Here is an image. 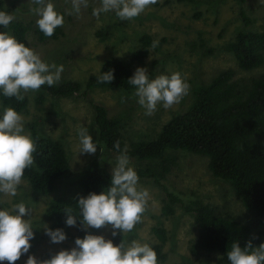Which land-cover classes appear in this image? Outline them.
Here are the masks:
<instances>
[{
    "label": "rangeland",
    "instance_id": "374dc122",
    "mask_svg": "<svg viewBox=\"0 0 264 264\" xmlns=\"http://www.w3.org/2000/svg\"><path fill=\"white\" fill-rule=\"evenodd\" d=\"M2 1L16 20L27 26L36 25L38 17L29 11L33 7L31 0ZM50 2L64 17L61 27L63 36L58 40L40 43L33 30H30L27 40L43 62L63 65L58 83L77 81L81 84V91L68 98H52L40 89L28 91L23 93L28 99L27 107L19 114L24 118V134L32 139L31 125H35L43 135L65 147L69 158L70 178H75L92 159L98 160L110 174L117 163L119 154L108 150L98 140L92 105L104 107L109 118L121 121L124 145L129 148L133 142L155 139L167 121L190 106L194 87L208 83L221 71L231 69L236 78L242 79L264 74V64L250 71H241L233 55L226 50V46L233 42L240 31H264V0H245L242 3L236 0H158L138 17L128 21H121L115 11L101 13L97 20L92 13L101 6L100 0H88L87 8L81 7L79 14L71 15L68 14L71 0ZM242 11L251 20V25L247 28L240 16ZM2 32L11 35L7 29H0V33ZM144 35L149 36L152 41H159V44L155 49L150 46L143 60L132 65V75L137 68H146L150 80L159 75L170 76L179 72L190 85L188 95L179 104L167 109L158 104L151 116L144 114L145 110L137 103L138 97L132 95L135 90H86L88 78L97 74L105 61L116 58L129 62L133 53L140 49V39ZM82 93L85 97L81 96ZM4 109L0 98V118ZM80 126L88 128L93 143L97 144L95 154L78 153ZM171 155L175 158V165L164 181L170 191L178 194L185 203L197 199L214 208L218 214L229 215L240 224L249 226L253 235H259L255 214L243 207L227 182L211 175L207 158L184 151H174ZM136 165L129 160V167L134 171ZM67 188L64 185L62 190ZM138 188L146 189L149 198L142 222L132 232L122 234L120 230H115L117 235L113 237L111 226L89 228L85 232L76 226L65 225L61 230L67 238L59 244L51 243L45 234V225L49 229L52 224L45 217V210L57 198L58 191L47 195L33 193L27 181L23 180L16 197L0 194V210L12 211L13 204L20 202L30 210L22 219L31 224L34 239L30 241L29 252L22 255L15 264H26L29 255L41 261L49 259L60 250L75 247V239H83L86 234L103 236L106 240H112L114 246L122 241L125 246H130L132 241H137L151 247L157 243L152 232L156 226L165 229L167 235L162 250L165 258L157 264H217L220 257L217 252H192L197 226L190 214L177 206L173 216L163 217V190L145 179H139ZM258 238L260 245L264 244V233ZM2 264L8 262L4 261Z\"/></svg>",
    "mask_w": 264,
    "mask_h": 264
},
{
    "label": "trees",
    "instance_id": "16d2710c",
    "mask_svg": "<svg viewBox=\"0 0 264 264\" xmlns=\"http://www.w3.org/2000/svg\"><path fill=\"white\" fill-rule=\"evenodd\" d=\"M191 1V0H179ZM244 2L245 0H236ZM0 11L10 13L0 0ZM240 16L245 27L251 20L245 12ZM0 29H5L0 27ZM18 42L34 50L28 40L30 30L36 40H58L63 36L61 27L52 37H46L37 27L24 25L14 19L6 28ZM152 39L143 36L141 47L133 53L131 60L111 58L105 61L99 72L91 75L86 82V90L92 88L134 91L128 80L133 77L132 65L141 62L152 46ZM241 71H250L264 64V31L243 30L236 34L233 42L226 46ZM35 52V51H34ZM36 53V52H35ZM113 71L111 83H98L97 77ZM52 98H68L81 91L77 81H66L49 87L40 88ZM23 100L7 98L1 93L0 98L5 108L11 107L18 113L23 112L28 104ZM81 95V94H80ZM82 97L85 94L82 93ZM95 110V123L98 140L106 148L120 155L113 145L119 140L121 151L125 149L121 134V121L109 118L106 109L92 105ZM32 140L36 145L33 153L34 166L25 169L23 180L27 181L33 193L47 195L58 191L57 198L48 205L45 217L52 221L49 229H62L66 223V209L71 208L77 217L76 227L81 229L78 199L89 193L100 194L107 191L111 183V174L96 159L86 163L75 178H70L69 158L65 147L58 141L43 135L35 125H31ZM174 151H184L200 155L208 160L211 175L227 182L243 207L255 214L260 234L264 233V74L247 79L236 78L231 69L223 70L208 83L198 84L193 89V100L181 114L173 116L161 128L151 141L133 142L127 148L129 160L135 162L139 179L152 181L160 187L165 200L161 210L163 217L173 216L175 208L180 206L193 217L197 226V237L192 252L202 250L220 254L217 264H230L227 252L234 242L243 249L250 241L253 247H259V235H253L247 225L240 224L229 215H221L214 208L199 200L184 202L180 196L170 191L164 181L175 165ZM58 184V185H57ZM64 185L67 189L62 190ZM65 191V193H62ZM152 232L157 243L151 248L157 254V263L164 260L163 245L167 240L165 229L153 227Z\"/></svg>",
    "mask_w": 264,
    "mask_h": 264
},
{
    "label": "clouds",
    "instance_id": "9594fccd",
    "mask_svg": "<svg viewBox=\"0 0 264 264\" xmlns=\"http://www.w3.org/2000/svg\"><path fill=\"white\" fill-rule=\"evenodd\" d=\"M158 0H100L101 6L93 10V16L99 20L101 13L115 11L121 21L138 17L149 6ZM33 7L29 11L36 15V25L46 36L52 37L58 27L64 23L63 15L55 10L50 0H31ZM81 7H88V0H71L69 15L79 14ZM15 19L14 15L0 11V27L8 28ZM159 41H153L155 49ZM63 72V65L47 64L42 61L34 50L18 42L7 32L0 33V92L4 97L23 100L22 93L38 91L42 86L49 87L58 83ZM114 79L110 70L97 77L98 83H111ZM133 86L137 103L145 110V115L155 113L158 104L171 108L179 104L188 95L190 85L179 72L159 75L149 79L146 68H137L133 77L128 80ZM124 98L122 97V102ZM80 154H95L97 144L93 143L88 128L78 129ZM114 149L120 152L117 163L111 173V183L107 191L100 194L89 193L87 197L78 199L80 209L81 230L101 229L111 226L112 236L120 230L130 233L142 222L147 210L149 192L138 188L139 177L132 167H129L127 148L121 151L117 140ZM36 145L29 135L24 134V118L13 108L4 109L0 118V194L9 197L18 195V187L23 183L25 169L34 166L33 153ZM15 212V214H13ZM30 210L23 202L15 203L12 211L0 210V264L7 261L15 264L22 255L29 252L30 241L34 239L31 224L22 219ZM67 226L75 227L77 217L72 209H66ZM45 234L53 244L66 240L61 229L51 230L45 225ZM75 247L70 250H60L49 259L38 260L29 255L26 264H157L156 252L147 244L132 241L125 246L122 241L114 246L112 240L103 236L86 234L83 239L76 238ZM230 264H264V244L253 247L249 241L242 249L237 242L227 252Z\"/></svg>",
    "mask_w": 264,
    "mask_h": 264
}]
</instances>
